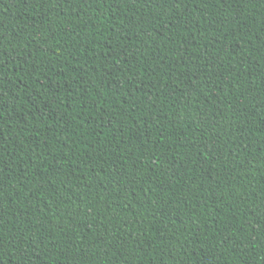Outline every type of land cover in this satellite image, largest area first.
Returning <instances> with one entry per match:
<instances>
[{
  "label": "trees",
  "instance_id": "obj_1",
  "mask_svg": "<svg viewBox=\"0 0 264 264\" xmlns=\"http://www.w3.org/2000/svg\"><path fill=\"white\" fill-rule=\"evenodd\" d=\"M0 264H264V0H0Z\"/></svg>",
  "mask_w": 264,
  "mask_h": 264
}]
</instances>
